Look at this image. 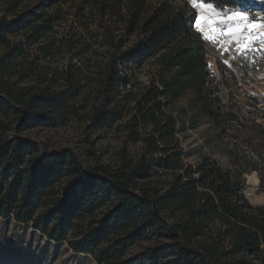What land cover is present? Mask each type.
<instances>
[{
    "label": "trees",
    "instance_id": "16d2710c",
    "mask_svg": "<svg viewBox=\"0 0 264 264\" xmlns=\"http://www.w3.org/2000/svg\"><path fill=\"white\" fill-rule=\"evenodd\" d=\"M29 1L8 0L0 16V218L30 223L98 264H122L125 249L151 236L160 241L150 252L178 264H264V204L244 194L253 171L264 192V122L231 117L215 95L196 8L188 0ZM201 1L264 10L260 0ZM146 59L155 64L148 83L136 78ZM189 89L217 130L236 129L233 144L220 137L227 168L183 157L168 104ZM71 119L93 132L122 131L118 163L84 165L70 150L43 151L16 133Z\"/></svg>",
    "mask_w": 264,
    "mask_h": 264
},
{
    "label": "rangeland",
    "instance_id": "374dc122",
    "mask_svg": "<svg viewBox=\"0 0 264 264\" xmlns=\"http://www.w3.org/2000/svg\"><path fill=\"white\" fill-rule=\"evenodd\" d=\"M8 0H0V16L5 12ZM36 0L29 1L30 3ZM264 2V0H260ZM70 3V2H69ZM193 5V3H191ZM207 4L197 1V17L227 20L236 12H242L247 19L229 21L227 27L242 26L238 33L221 34L225 24L217 23V33L203 26L202 37L206 43V57L211 72V86L231 117L246 120L253 117L264 122V10L253 8L225 7L208 10ZM212 5V4H211ZM214 9V12L211 10ZM66 16H69L68 14ZM197 20V19H196ZM255 24L256 27H250ZM196 26V25H195ZM64 28V26L61 28ZM197 28V27H196ZM198 29V28H197ZM60 35V33L58 34ZM212 37V39H209ZM58 59V57L56 58ZM62 60H60L61 62ZM155 70L153 59H146L136 68L138 81L148 83ZM194 91L182 93L173 103L168 104L170 113L178 122V137L183 147V157L189 163H197L203 158L217 160L223 167L230 166L223 153L226 143H234L236 129L229 127L224 133L217 130L208 116L202 115L199 106H192ZM16 133L35 141L43 151L70 150L84 165L118 163L119 151L124 145L123 132L112 130L89 131L87 121L71 119L67 123L22 127ZM223 137L225 145L221 142ZM240 144V142H238ZM131 155L139 154L141 145L130 144ZM66 177L55 183L61 189ZM59 191V190H57ZM246 198L253 205L264 204V192L260 188V178L256 171L246 174L244 189ZM99 211L94 215L97 217ZM74 234L72 232L70 235ZM160 238L151 236L141 239L124 250L122 264H178L172 255L155 256L150 249L159 244ZM264 247V242H263ZM0 264H98L92 254H77L67 241L53 242L35 230L32 225L17 223L13 218H0Z\"/></svg>",
    "mask_w": 264,
    "mask_h": 264
},
{
    "label": "snow or ice",
    "instance_id": "6c2138e0",
    "mask_svg": "<svg viewBox=\"0 0 264 264\" xmlns=\"http://www.w3.org/2000/svg\"><path fill=\"white\" fill-rule=\"evenodd\" d=\"M192 2H193V7H195L197 4V0H192ZM206 7L212 8L213 5L209 4ZM237 18L247 19L246 15L242 12L233 13L231 16H229L227 18V20L219 18V14H217L216 19L207 18V17H198L196 20V27L202 31V25L206 23L208 25V27L210 28L211 32L217 33V32H219V30L215 27V25L217 23H221V24L226 25L225 30L221 34L229 35V34H233V33H238L239 31L242 30V26H240V25L236 26L235 28L227 27V24L229 21H232V20L237 19ZM250 27L254 28V27H256V25L252 24V25H250ZM209 39H212V37H209Z\"/></svg>",
    "mask_w": 264,
    "mask_h": 264
},
{
    "label": "crops",
    "instance_id": "0c3cea01",
    "mask_svg": "<svg viewBox=\"0 0 264 264\" xmlns=\"http://www.w3.org/2000/svg\"><path fill=\"white\" fill-rule=\"evenodd\" d=\"M209 4H212V3H207V4H204V5H209ZM212 5L214 6V8H217V6H216L215 4H212ZM200 8H201V10H204V8H203L202 6H201ZM210 9H211V8H208V10H210ZM204 11H205V10H204ZM211 11L214 12V9H212ZM196 19H197V18H196ZM203 26L208 27V25H207L206 23L203 24L202 27H203Z\"/></svg>",
    "mask_w": 264,
    "mask_h": 264
},
{
    "label": "built area",
    "instance_id": "2783aa9c",
    "mask_svg": "<svg viewBox=\"0 0 264 264\" xmlns=\"http://www.w3.org/2000/svg\"><path fill=\"white\" fill-rule=\"evenodd\" d=\"M197 1H200V0H197ZM188 2H189L190 4L193 3L192 0H188ZM196 9L199 10V9H200V6L196 7Z\"/></svg>",
    "mask_w": 264,
    "mask_h": 264
}]
</instances>
